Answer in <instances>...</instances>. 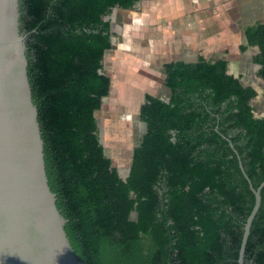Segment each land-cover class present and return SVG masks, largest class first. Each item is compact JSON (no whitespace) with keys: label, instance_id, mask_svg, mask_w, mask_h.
Listing matches in <instances>:
<instances>
[{"label":"trees","instance_id":"obj_1","mask_svg":"<svg viewBox=\"0 0 264 264\" xmlns=\"http://www.w3.org/2000/svg\"><path fill=\"white\" fill-rule=\"evenodd\" d=\"M140 1L19 0L46 176L64 230L83 264H237L254 203L239 161L256 189L264 117H254L256 91L228 73L226 60L163 65L168 99L145 95V132L125 180L99 142L94 113L111 85L101 71L112 48L105 17ZM244 33L241 50L258 47L252 61L264 80V23ZM244 261L264 264V187Z\"/></svg>","mask_w":264,"mask_h":264},{"label":"water","instance_id":"obj_2","mask_svg":"<svg viewBox=\"0 0 264 264\" xmlns=\"http://www.w3.org/2000/svg\"><path fill=\"white\" fill-rule=\"evenodd\" d=\"M110 33L113 45L111 26ZM26 37L21 30L19 0H0V264H83L73 251L64 230L67 220L48 185L38 113L27 74ZM104 155L108 157L105 148ZM239 167L254 203L244 223L237 264H251L244 261L245 246L264 181L254 189L240 161ZM117 172L126 179L128 173Z\"/></svg>","mask_w":264,"mask_h":264},{"label":"rangeland","instance_id":"obj_3","mask_svg":"<svg viewBox=\"0 0 264 264\" xmlns=\"http://www.w3.org/2000/svg\"><path fill=\"white\" fill-rule=\"evenodd\" d=\"M142 1L135 4V6L129 10L113 9L112 13L105 17L110 21V26L113 30L114 45H112V48L103 56L102 71L108 74L111 85L107 96L109 99H106L102 103V106L96 112V117L98 121H101L99 116L104 117L102 120L108 117L107 120L105 119L103 120L104 122L100 123L103 124V147L107 150L113 165L121 169L122 174L126 173L130 165V163H126L125 160L130 158L132 148L135 147L141 139L144 124L139 120L138 112L139 105L142 104L144 98L141 92L139 94L137 93L138 88L133 86H128L130 87L128 88L127 85L124 84V78L129 79L130 82L131 80L133 81V77L129 75L121 76L123 73L127 72L125 64L129 62V66H137L136 64H140L142 61L138 62L137 54L131 51L123 53V51L115 49L116 46L127 45L129 49L132 48V50H134V48L139 49V47H152L153 40L155 39L153 37V30L155 28L162 31L166 29L167 32H170L172 29L180 28L182 25L184 26L186 21L190 20L189 16H192L194 19V23H189H193V28L190 29V32L196 36L200 30L201 32H207L211 30V28L216 29L218 24L223 22L221 20L222 18L230 14L233 15V4L235 2L238 1L243 4L250 2V0H180L181 7L183 8L181 11L171 15L174 17L163 19L155 24L151 21L152 18L148 14L149 9H152L153 3L143 5L141 3ZM153 1L158 0H152V2ZM254 1L258 2V4L264 2V0H253V2ZM175 5L176 3L172 4L173 7ZM170 10L168 6V11ZM239 10H242L241 13L243 14L248 13V8L245 7V5L239 8ZM261 10L264 12L263 7L259 8V12ZM245 17L246 15H242L243 23L245 22ZM155 42L156 40L154 43ZM241 60L243 61L246 75L251 77L253 73L249 65V58L241 57ZM139 71H142V69H139ZM144 81L145 83L137 86L139 89L142 88L144 92H150L156 97L166 95V90L161 87L160 81L151 82V80L145 79ZM135 83H137V81ZM151 84L153 88L151 87L150 89L149 86ZM117 87H119V89H116ZM262 87L264 90V85H262ZM260 101L264 104V99Z\"/></svg>","mask_w":264,"mask_h":264},{"label":"crops","instance_id":"obj_4","mask_svg":"<svg viewBox=\"0 0 264 264\" xmlns=\"http://www.w3.org/2000/svg\"><path fill=\"white\" fill-rule=\"evenodd\" d=\"M141 3L143 5L153 3L152 9L151 8H150L151 10L149 9L148 14L152 18L151 21H153L155 24L157 22L162 21L163 19H169L171 17H174L171 15H174L175 13L177 14L179 11L183 9L181 7L180 0H158L153 2L152 0L151 1L145 0L142 1ZM174 3H176V5L173 7L172 4ZM244 5L245 7L248 8V13L245 14L241 13L242 10H239V8L243 7ZM168 6L171 9L170 11H168ZM260 7L264 8V2H260L258 4V2L256 1L253 2V0H250L249 3L243 4L237 1L233 4V11H234L233 15L230 14L222 18L221 20L223 22H221V24L219 23L216 29L211 28V30L209 31L206 30L207 32L205 31L201 32L200 30L199 33L195 36L190 32V29L193 28L192 24L194 23L193 22L194 19L192 18V16H189L190 20H187L184 26L182 25V27L180 28L172 29L170 30V32H167L166 29H164L163 32L162 30L159 29L160 30L159 31L157 28H155L153 30V37L155 39L153 40L152 47L151 46L147 48L139 47V49L134 48V50H132V48L129 49L127 45H121L119 46L120 48L116 46L115 49L123 51V53L127 51H131L132 53L137 54L138 62L142 61V63L136 64L137 66H129L128 65L129 62L125 64L126 65L125 68L127 72L123 73L121 76L129 75L133 77L134 82L132 80L129 82V79L124 78L125 80V82L123 81L124 84L127 85V87L133 86L135 88H138L137 93L139 94L141 92L144 98L146 94L152 96L155 95L147 91L144 92L142 88L139 89V87L137 86H140L142 83H145L144 79L151 80V82L160 81L161 87L166 90L165 92L166 95L159 97L166 98L168 97L169 90L163 85V80L165 76L163 74L162 67L164 64L179 60L184 62H195L198 59V57H203L206 60L224 59L227 61L228 68L234 76L235 75L239 76L244 85L253 87L256 90L257 96L255 98L253 106L257 113H263L264 115V104L260 101L264 99L263 96L264 90L262 87V85H264V81L256 76V67L251 61V57H250L251 51L249 49L241 50V47L246 46L244 28L248 25H253L255 23H259V22L264 23V12L262 10L259 12ZM242 15H246V17L244 18L245 20L244 23L242 22L243 21ZM190 22L193 23L189 24ZM155 40L158 44L156 42L154 43ZM241 57L249 58V65L253 73L251 77L246 75V71L244 69V64L243 61L241 60ZM139 69H142V71H139ZM136 81L137 83H135ZM149 87L151 89V87L153 88V85L151 84ZM116 89H119V87H117ZM106 99L109 98L106 97ZM99 117L101 123L104 122L103 120L108 119V117H106L105 119L102 120V118L104 117L101 116ZM135 147H133L131 150L130 158H127V160H125L126 163L131 162L133 149ZM112 166L116 167V165H113V163ZM116 168L117 170H119L118 167ZM128 169L124 174L128 173Z\"/></svg>","mask_w":264,"mask_h":264},{"label":"flooded vegetation","instance_id":"obj_5","mask_svg":"<svg viewBox=\"0 0 264 264\" xmlns=\"http://www.w3.org/2000/svg\"><path fill=\"white\" fill-rule=\"evenodd\" d=\"M123 10V9H122ZM260 23V22H259ZM256 24V23H255ZM248 26H250V25H248ZM247 27V26H246ZM244 30H245V28H244ZM245 34V33H244ZM246 40V39H245ZM246 49H249L250 51H251V55H250V57H251V61H252V58H253V56L254 55H256L257 53H258V47L257 46H253V47H247ZM253 62V61H252ZM253 64L255 65V67H256V76L259 78V79H261V80H263L262 78H260L259 76H258V70L260 69V66L258 65V64H255L254 62H253ZM163 68V67H162ZM230 70H229V68H228V72H229ZM103 73H104V71H103ZM106 74V73H105ZM229 74H232L231 73V71H230V73ZM107 75V74H106ZM233 75V74H232ZM234 76V75H233ZM234 77H239V76H234ZM240 81H241V78H240ZM264 81V80H263ZM241 83L243 84V82L241 81ZM244 85V84H243ZM253 88V87H252ZM254 89V88H253ZM255 90V89H254ZM256 91V90H255ZM256 96H257V92H256ZM256 96H255V98H256ZM160 98V97H159ZM255 98L252 100V105L254 104V101H255ZM161 99H165V100H167L168 98L166 97V98H161ZM144 100H145V96H144ZM144 103V101L142 102V104ZM141 104V105H142ZM140 105V106H141ZM254 107V106H253ZM140 108V107H139ZM138 114H139V112H138ZM254 117H256V118H261V117H264V115H263V113H257L255 110H254ZM140 120V119H139ZM142 122V121H141ZM143 123V122H142ZM144 124V123H143ZM144 132H145V124H144V127H143V132H142V135L144 134ZM142 135H141V137H142ZM140 142V141H139ZM138 142V143H139ZM138 145V144H137Z\"/></svg>","mask_w":264,"mask_h":264},{"label":"bare ground","instance_id":"obj_6","mask_svg":"<svg viewBox=\"0 0 264 264\" xmlns=\"http://www.w3.org/2000/svg\"><path fill=\"white\" fill-rule=\"evenodd\" d=\"M100 123H101V122H100ZM102 127H103L102 124H100V128H101V130H102ZM102 133H103V132H102ZM103 135H104V134H103ZM119 171L121 172V169H119Z\"/></svg>","mask_w":264,"mask_h":264}]
</instances>
